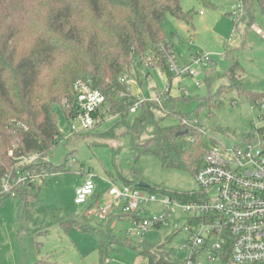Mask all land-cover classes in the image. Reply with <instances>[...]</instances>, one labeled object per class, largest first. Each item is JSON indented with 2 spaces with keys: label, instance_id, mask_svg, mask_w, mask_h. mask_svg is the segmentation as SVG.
<instances>
[{
  "label": "rangeland",
  "instance_id": "374dc122",
  "mask_svg": "<svg viewBox=\"0 0 264 264\" xmlns=\"http://www.w3.org/2000/svg\"><path fill=\"white\" fill-rule=\"evenodd\" d=\"M210 2L213 6L199 0H180L182 10L192 13V24L166 15L162 28L180 66L189 65L200 53L209 54L215 61L214 66H193L200 76L192 79L170 75L160 67L150 68V62H143L141 66L135 63L128 82L133 95L139 93L148 101L162 98L169 109L196 119L199 129L211 135L219 147L230 149L264 127V107L261 106L264 104V8L253 1L249 10H244V15L240 16V0ZM32 20L40 22L42 18L32 17ZM33 21L28 23L32 25ZM30 44L32 36H23L17 44V52ZM233 61L240 67L236 79L241 80L242 87L251 95L239 94L233 89L220 94V107L199 108L197 98L213 95L220 86L230 84L227 72ZM47 80L44 73L43 87ZM156 115L157 118L163 116L158 112ZM117 122V117H107L95 129L65 139L71 125L79 128L80 122L78 119L69 121L59 112L58 143L46 157L40 160L31 155L15 159L16 168L23 169L24 176L30 174L38 190L31 217L25 215L24 203L17 196L10 195L0 204V264H33L47 259L58 264H146L135 250L143 244L164 245L171 258L181 264L189 258V250L184 248L188 234L183 228L191 215L182 213L180 206H171L169 226L150 229L141 238L127 235L132 224L126 218H118L124 203H112L107 195L111 183L121 187L123 179L130 180L132 174L137 173L146 184L171 191L197 193L200 187L195 176L165 170L154 156L135 159L130 150V137ZM179 124L180 119L171 115L161 120L164 127ZM110 130L113 138L100 137ZM45 161L64 171L44 174L43 169L34 166ZM89 174L95 185L93 197L86 204L77 205L76 190ZM17 184L15 182L14 186ZM101 208L108 209L105 218L97 215ZM144 210V216L151 217L161 214L163 207L155 202L146 205ZM73 220L104 233V254L99 251V240L89 232L80 231L71 223ZM196 262L206 264L205 255H198Z\"/></svg>",
  "mask_w": 264,
  "mask_h": 264
},
{
  "label": "trees",
  "instance_id": "16d2710c",
  "mask_svg": "<svg viewBox=\"0 0 264 264\" xmlns=\"http://www.w3.org/2000/svg\"><path fill=\"white\" fill-rule=\"evenodd\" d=\"M199 1L213 6L210 0ZM240 1L246 11L253 1L264 8V0ZM166 15L192 24V13L182 10L180 0H0V204L10 195L17 196L24 203L25 215L30 216L38 185L26 179L14 186L24 171L16 168L15 159L34 155L41 160L58 143L57 113L62 112L66 119L76 116L74 85L80 79L90 80L92 89L105 96L109 114L118 118L116 125L122 126L130 137V150L135 159L151 155L163 169L193 176L203 168L205 153L217 146L214 138L197 125L161 126L166 116L180 120L192 118L167 106L162 118H157L159 107L153 102H147L137 114L131 115L130 108L139 96L132 95L129 85L120 81H128L133 65L141 66L148 58L150 68L160 67L169 73L159 51V45L167 43L162 28ZM32 17H41L42 21H33ZM29 20L33 21L32 25ZM35 27H38L36 31ZM23 36H32V44L17 52ZM239 68L238 62L233 61L227 72L230 84L220 86L213 95L197 98L198 107H220V94L233 89L239 94L251 95L235 77ZM44 73L48 79L45 87L41 84ZM111 131L100 137L113 138ZM184 131L187 134L177 136ZM258 131L264 141V127ZM245 140H251L250 135ZM35 165L44 174L64 171L48 161ZM132 176L130 180L123 179V185L180 203L202 199L196 192H177L150 185L139 188L142 179L137 173ZM6 179L8 191L3 188ZM121 217L127 218H118ZM71 223L97 238L100 253H105L103 232L75 220ZM135 250L148 264H181L171 258L164 245L143 244ZM34 264L58 263L39 260ZM217 264H231L229 256H223Z\"/></svg>",
  "mask_w": 264,
  "mask_h": 264
},
{
  "label": "built area",
  "instance_id": "2783aa9c",
  "mask_svg": "<svg viewBox=\"0 0 264 264\" xmlns=\"http://www.w3.org/2000/svg\"><path fill=\"white\" fill-rule=\"evenodd\" d=\"M238 7L240 16L244 15L241 1ZM159 51L172 75L197 79L200 72L194 70L193 66L215 65L209 54L200 53L193 57L189 65L180 66L168 43L159 45ZM120 81L129 85L125 79ZM74 90V109L77 114L68 120L78 119L80 127L71 125L70 134L65 139L91 131L107 117H111L105 96L92 89L90 80H78ZM147 102L157 104V112L163 115L165 105L162 98L148 101L140 96L130 108V114H137ZM261 106L264 107V104ZM197 124L196 119L183 118L179 125L187 128ZM250 137L251 140H244L230 149L217 145L205 153L204 166L195 175L200 187L197 193L202 197L200 201L180 203L167 196L149 194L125 185L118 187L111 183L107 195L112 203H124L118 217L127 216L132 224L127 235L141 238L150 229L169 226L171 206L177 205L182 213L191 215L183 228L188 234L184 248L189 250V258L182 264H198L196 258L200 254L205 255L206 264L220 263L223 256H229L231 264H264V141L258 129ZM26 179L34 181L30 174H19L15 182L22 183ZM92 180L89 174L83 185L76 190L74 201L77 205H84L93 197L95 185ZM3 188L4 191L10 189L7 179L3 180ZM211 191L213 196L209 194ZM155 202L162 205V213L144 216V207ZM97 215L105 218L108 209L101 208Z\"/></svg>",
  "mask_w": 264,
  "mask_h": 264
},
{
  "label": "water",
  "instance_id": "95a60500",
  "mask_svg": "<svg viewBox=\"0 0 264 264\" xmlns=\"http://www.w3.org/2000/svg\"><path fill=\"white\" fill-rule=\"evenodd\" d=\"M187 134V131H184V132H179L177 133V136H181V135H185ZM148 184H146L145 182H139L138 183V187L139 188H147Z\"/></svg>",
  "mask_w": 264,
  "mask_h": 264
},
{
  "label": "crops",
  "instance_id": "0c3cea01",
  "mask_svg": "<svg viewBox=\"0 0 264 264\" xmlns=\"http://www.w3.org/2000/svg\"><path fill=\"white\" fill-rule=\"evenodd\" d=\"M135 70H136V69H135ZM131 94L133 95V92H132V91H131ZM137 96H140L139 93H137ZM140 97H141V96H140ZM121 218H122V217H121ZM124 218H126V217H124ZM119 219H120V218H119ZM126 219H128V218H126ZM128 220H129V219H128ZM99 231H100V230H99ZM101 232H102V231H101ZM144 259H145V258H144ZM145 260H146V259H145ZM37 261H39V260H37ZM37 261H35V262H37ZM47 261H49V260L47 259ZM35 262H34V263H35ZM34 263H33V264H34ZM146 264H148V263H147V260H146Z\"/></svg>",
  "mask_w": 264,
  "mask_h": 264
}]
</instances>
